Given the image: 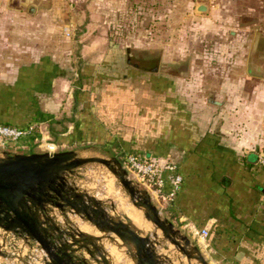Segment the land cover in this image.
I'll return each mask as SVG.
<instances>
[{
	"label": "crops",
	"instance_id": "crops-1",
	"mask_svg": "<svg viewBox=\"0 0 264 264\" xmlns=\"http://www.w3.org/2000/svg\"><path fill=\"white\" fill-rule=\"evenodd\" d=\"M141 1L0 0V123L35 125L62 147L96 144L110 157L137 153L174 165L181 183L168 198L171 174L161 170L160 212L208 264H264V0H186L187 18L203 33H229L231 46L190 48L187 62L151 73L133 58L141 46L112 44L111 31L96 36L89 26L71 49L53 35L67 6L72 28L96 21L100 2L104 21L131 8L141 21ZM147 2L155 20L180 17L175 3ZM201 3L204 14L195 12ZM212 51L226 59L220 68L206 62Z\"/></svg>",
	"mask_w": 264,
	"mask_h": 264
},
{
	"label": "water",
	"instance_id": "water-1",
	"mask_svg": "<svg viewBox=\"0 0 264 264\" xmlns=\"http://www.w3.org/2000/svg\"><path fill=\"white\" fill-rule=\"evenodd\" d=\"M206 11L207 7L202 3L195 9L198 14ZM87 164L105 167L118 180L131 206L142 211L145 220L151 224V233L140 235L109 215L99 200L78 190L70 179L75 170ZM69 215L86 221L105 237L85 234L73 228L68 222ZM0 229L37 244L47 258L46 264H112L100 245L103 238L111 240L110 235L121 242L119 246L126 249L135 264H174L168 255L160 256L156 251L168 252L159 232L185 257L186 264H208L201 251L191 245L181 230L160 212L149 192L130 179L122 163L114 157L81 158L73 151L2 152ZM112 242L116 244L113 238Z\"/></svg>",
	"mask_w": 264,
	"mask_h": 264
},
{
	"label": "rangeland",
	"instance_id": "rangeland-1",
	"mask_svg": "<svg viewBox=\"0 0 264 264\" xmlns=\"http://www.w3.org/2000/svg\"><path fill=\"white\" fill-rule=\"evenodd\" d=\"M185 1L186 0H160V2H165L166 4L172 3L173 5V3H175L178 6V16L180 15L178 20L168 21L165 19L162 22L158 21V19L155 20L154 15H152V13L154 12V6L153 4H151L152 2H147V0L141 1V21H136L135 11L131 7V13H129V15L126 12L120 14V10L115 9V11L113 12L114 16L112 20L104 21L102 15L103 2H100L101 4H98L97 6L93 7L96 10V17L98 16V14L100 16L99 18H97L96 21L92 19L90 22H88L87 19L85 21L80 22L75 21V25H72V28L70 27L71 22L69 20L71 16L69 17L68 13V11H70V7L67 6L65 7V21L63 23L64 27L60 29V33H53V35L57 36L56 39L59 46H62L66 49H71L73 41H75L77 37L81 36L83 34V31H85V29L87 30L89 26L92 31H95L91 33L96 36L103 37L104 33H109V31H111L110 35L112 36V38L109 39L112 40V44L122 46H141V54H134L133 58H135V60L137 61H141L142 69L145 72L150 73L152 72L151 70L157 68L159 64L164 65V63H170V60L173 59H178L179 61L187 62L193 54L189 53L190 48L192 52L194 51L195 53H197V51H200V49L202 48H215L216 50H218L219 48H223L225 46H231V44H229V33H223V36H220L221 34L219 35L217 33H203L205 27L201 23H197L195 20H189L187 17L191 15L192 11H186L184 9L182 10V6L185 5ZM193 1L195 0H192V2ZM86 7L87 5L85 4L84 8L86 9ZM181 16L183 19H187L181 20ZM136 22H138V24ZM137 29H140L141 33L135 32V30ZM156 31L164 32L158 33ZM185 31L193 32L186 33ZM210 36H212V38ZM248 40L247 43L249 42ZM74 46H76L75 43ZM162 48H166V50H164L165 53L163 54V58L161 57L160 61L159 51ZM195 61L198 62L199 60L195 58ZM225 61L226 59L224 56L219 53L216 54L215 52H213L210 56L208 55L206 60L207 63H211L217 68H220L221 65L225 64ZM173 71L175 72V70ZM43 132L45 133V135L47 134L46 131ZM45 135L44 138L47 136ZM46 140L55 143L58 146V152L73 151L78 157L81 158H112L109 155L110 153H107V151L95 149L96 147H99L96 144H84L80 147H62L61 145L57 144L56 141H54L53 137H48V139L46 138ZM2 152H8L10 154H13V149L9 147L7 143L2 144L1 142L0 157ZM25 153L44 152L38 149L35 145H32L30 146V151ZM117 154L121 155L120 152H117ZM141 160L153 162L152 158L150 160L149 158L144 157L142 154ZM155 163L159 166V169L162 170H164L165 166L168 165H160L158 164V162ZM130 175L131 174L128 173V176ZM70 180L75 184L78 190H82V192L87 193L89 196H95V198L103 204L104 208L108 212H110L113 217L118 218L123 222H129L127 220V212H125L126 210L137 211L132 208L133 206H131L129 197L119 184L118 180L105 167L101 165L87 164L85 166H82L75 170V175ZM135 183L137 182L135 181ZM137 184L140 188L146 189L149 194H153L152 201L158 207V209H160V206L164 201L163 198H160L162 193H158L155 186H150L147 188V185H145V187L144 182H138ZM112 205L114 206V210L112 209ZM55 212L57 213V210H55ZM139 213L143 219V222L150 227V224L145 220L141 212ZM69 218L72 221H75L74 223L79 226V230L82 233L93 234L94 236L98 237H105V235H101L94 227H91V225L86 221L82 220L83 223H80L81 221L77 219L74 220L72 215L68 216V222L70 225L73 224H71L72 222H70ZM158 234L162 240V244L164 246H166V244L168 245L169 242L162 238L161 233L159 232ZM110 236L113 239H116L115 247H113L112 238L111 240L108 238H103L100 245L107 252L108 256H111L110 258L111 261L113 260V264H116L114 263V259H112L115 257L116 254L120 256V261H123L122 264H135L129 258V255L127 254L125 248L119 246L122 245L121 242L115 236ZM34 244V242L22 243L16 235L6 234L0 231V264H46L47 259L41 257V255L30 250V248ZM169 249L170 250H168V252H165L163 250L159 252L168 255L170 257V260L173 261L174 264H186L185 257L179 254L174 246L170 245ZM124 253L126 255H124ZM85 256L88 258L87 255ZM192 264L198 263L192 262Z\"/></svg>",
	"mask_w": 264,
	"mask_h": 264
},
{
	"label": "built area",
	"instance_id": "built-area-1",
	"mask_svg": "<svg viewBox=\"0 0 264 264\" xmlns=\"http://www.w3.org/2000/svg\"><path fill=\"white\" fill-rule=\"evenodd\" d=\"M36 126L31 125L26 129H17L9 126L0 125V141L3 143H10L12 146H9L13 149V153H25L30 151V146L35 145L38 149H40L44 153H55L58 152V146L46 140L47 137H43L38 134L37 137L33 139V144L30 146L20 145L19 141L31 136L34 132H36ZM48 139V138H47ZM18 151V152H17ZM259 164L264 167V155L259 158ZM123 167L128 171V173L133 176V179L138 183L144 182V186L147 185V188L150 186H155L157 192H161V188L163 187V179H161V170L159 166L153 161H143L141 157L135 155H126L125 162ZM165 171H168L171 174L170 182H171V191L168 194V198H171L175 195L176 191L179 188L181 183V177L179 175H175V166L168 164L164 168ZM130 178V177H129ZM132 179V180H133ZM146 187V186H145ZM0 231H2L0 229ZM5 233L4 231H2ZM203 236H206V232H202ZM22 243H27L24 239L19 238ZM31 251L41 255V257L46 258L43 251L34 244L31 248Z\"/></svg>",
	"mask_w": 264,
	"mask_h": 264
},
{
	"label": "bare ground",
	"instance_id": "bare-ground-1",
	"mask_svg": "<svg viewBox=\"0 0 264 264\" xmlns=\"http://www.w3.org/2000/svg\"><path fill=\"white\" fill-rule=\"evenodd\" d=\"M132 208L135 209L134 207H132ZM135 210H137V209H135ZM137 211L141 212V214H142V211H140V210H137ZM137 211H134V210H128L127 211L126 210L125 212H127V220L129 222H123V221H121V222H123L124 224L128 225L131 229H133L135 232L139 233L140 235H141V233H143V234L151 233L152 232L151 231L152 230L151 224L149 223L150 224V227H151V229H150V227L147 226L143 222V219H142L140 213L137 212ZM115 246H116V244L113 245V247H115ZM112 252H111V254H112ZM124 255H126V254L124 253ZM112 256H114V255H112ZM112 259H114V263H116V264H122V262H123V261H120V256L118 254H116L115 257L112 258ZM122 259H123V257H122Z\"/></svg>",
	"mask_w": 264,
	"mask_h": 264
},
{
	"label": "trees",
	"instance_id": "trees-1",
	"mask_svg": "<svg viewBox=\"0 0 264 264\" xmlns=\"http://www.w3.org/2000/svg\"><path fill=\"white\" fill-rule=\"evenodd\" d=\"M0 125L2 126H9V127H14V128H17V129H26L28 128L29 126L31 125H28V126H18V125H10V124H6V123H0ZM38 134L36 132H34L31 136L25 138V139H22L19 141V144L20 145H27V146H30L33 142V139L35 137H37ZM8 145L12 146L10 143H8ZM120 152V151H118ZM126 155H135L137 156L138 154L137 153H122L121 155H118L117 153L113 154V157H115L116 159H118L122 164H124L125 162V156Z\"/></svg>",
	"mask_w": 264,
	"mask_h": 264
}]
</instances>
